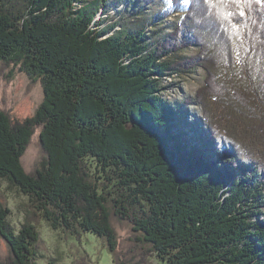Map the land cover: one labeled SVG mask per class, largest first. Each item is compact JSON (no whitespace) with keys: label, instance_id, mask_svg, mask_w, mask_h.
Listing matches in <instances>:
<instances>
[{"label":"trees","instance_id":"1","mask_svg":"<svg viewBox=\"0 0 264 264\" xmlns=\"http://www.w3.org/2000/svg\"><path fill=\"white\" fill-rule=\"evenodd\" d=\"M152 2L0 0V77L43 91L23 121L0 108V181L52 230L94 235L111 253L113 224H127L139 237L112 264H264V0H206L216 14L172 0L145 19ZM123 3L126 21L99 17ZM198 69L192 97L162 96ZM36 130L41 158L27 173ZM10 213L0 201V264H37L36 226L16 231Z\"/></svg>","mask_w":264,"mask_h":264},{"label":"rangeland","instance_id":"2","mask_svg":"<svg viewBox=\"0 0 264 264\" xmlns=\"http://www.w3.org/2000/svg\"><path fill=\"white\" fill-rule=\"evenodd\" d=\"M196 1V0H194ZM202 1L208 14H216L217 10ZM168 4V0H153L147 11L143 14L145 19L160 14ZM126 3L118 7H112L107 14H101L99 17H108L107 24L115 21L119 17L129 16L126 12ZM125 15V16H124ZM182 13H177L170 17L162 25H152L147 29L161 30L176 24ZM125 17V21L127 20ZM155 28V29H154ZM119 29V28H118ZM168 32V31H167ZM195 49L186 50L184 55L190 56L195 54ZM204 73L198 69L191 75L184 78L168 79L162 96L169 102L175 104L181 103L184 98L192 97L197 88L203 85ZM29 87V78L24 74L17 75L9 84H6L0 77V108L7 109L14 120L23 121L30 117L36 107L42 101L43 91L41 85L36 83ZM183 114L186 120L192 122V117L200 118V109L197 106L189 107ZM189 116V117H188ZM204 127V125L202 126ZM39 131L32 136L29 147L21 159L24 170L29 173L36 166L37 161L41 158ZM0 201H2L11 211L8 220L17 231L21 224L31 220L37 228L39 235V250L37 264H49L51 259H55V264H112L113 260L121 259L126 253L128 247L132 246L133 237H139L133 233L127 224L118 225L114 223L117 232V248L111 253L106 244L100 238L88 234L79 233L78 235L70 234L62 230H52L46 222L42 221L28 205L27 198L18 193L14 188L9 187L5 181H0ZM138 245H141L137 242ZM142 248L146 247L141 245ZM6 244L0 239V257L6 254ZM137 262L138 260L135 259ZM130 264H136L130 262ZM149 264H162L160 261L150 258Z\"/></svg>","mask_w":264,"mask_h":264},{"label":"snow or ice","instance_id":"3","mask_svg":"<svg viewBox=\"0 0 264 264\" xmlns=\"http://www.w3.org/2000/svg\"><path fill=\"white\" fill-rule=\"evenodd\" d=\"M222 2H228V0H222ZM237 2H239V0H237ZM245 3H248L249 0H244ZM256 3H259L260 0H255ZM168 3L171 4L172 3V0H168Z\"/></svg>","mask_w":264,"mask_h":264}]
</instances>
